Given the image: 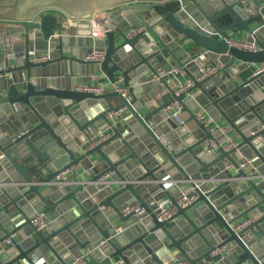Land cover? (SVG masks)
<instances>
[{"label": "water", "instance_id": "95a60500", "mask_svg": "<svg viewBox=\"0 0 264 264\" xmlns=\"http://www.w3.org/2000/svg\"><path fill=\"white\" fill-rule=\"evenodd\" d=\"M2 18L0 240L9 237L11 243L0 248V264H77L81 252L87 264H167L175 255L187 264H264V127L252 133L264 125V71L233 79L264 61V48L246 50L227 40L245 32L248 40L264 42V0L118 6L109 12L104 35L81 51L75 46L82 39L70 37L76 28L64 13L16 16L15 25L2 24ZM140 23L145 31L129 37L127 31ZM88 25L83 34L89 36ZM94 46L106 51L100 63L83 59ZM200 50L223 67L197 81L190 95L177 94L179 78L169 85L167 71L195 70ZM42 53L46 60L32 59ZM89 65L129 91L78 90L77 74L83 73L77 67ZM149 73L168 89L161 98L152 95L156 104L136 95L149 84L143 80ZM174 101L188 114L185 124L165 108ZM104 102L108 106L94 115ZM120 107L126 111L117 124L106 114ZM199 108L224 118L238 146L208 152L205 142L221 130L200 121ZM99 119L105 121L101 128ZM192 120L194 130L186 126ZM93 129L107 136L88 147ZM237 153L250 161L245 167ZM73 165L84 173L56 179ZM194 192L192 203L168 219L158 217L160 199L177 205L184 193ZM133 201L146 209L142 216L121 211ZM38 213L48 219L43 229L32 222ZM248 217L252 221L237 230ZM216 248L221 251L213 253Z\"/></svg>", "mask_w": 264, "mask_h": 264}, {"label": "built area", "instance_id": "2783aa9c", "mask_svg": "<svg viewBox=\"0 0 264 264\" xmlns=\"http://www.w3.org/2000/svg\"><path fill=\"white\" fill-rule=\"evenodd\" d=\"M122 5V4H120ZM116 5L114 7L120 6ZM113 8V6L106 5L103 3H95L88 16L83 17L89 20L91 23V33L90 37L95 38L97 36H102L105 33L106 26L109 24V11ZM145 25L140 23L136 26L131 27L127 31V35L132 37L139 33L145 31ZM230 45L237 46L242 49L246 50H259L264 48V42L260 44L256 40H248V39H238V38H227ZM106 51L104 48L94 46L91 50L87 51L83 56V59L89 62H97L100 63L105 58ZM48 58V53H42L40 55H35L32 59L34 61H41L46 60ZM195 60L198 62V67L190 74L188 73L187 69L182 66H175L172 67L169 71H167V75H175L179 78V84L176 86V93L180 94L181 92H186L187 95H190L191 92L189 89L195 85L197 81H201L209 76L217 74L219 70L223 67V62L217 59L214 63L208 60V56L205 51H200ZM264 71V61H262L256 72ZM255 72V73H256ZM1 75V74H0ZM180 76V77H179ZM122 80V77H119V81ZM151 80H159L160 76L154 74L151 77ZM78 90L82 91H90L95 94H101L110 90H117L122 94H126L129 91V86H119L117 83L114 82H94V81H84L80 82L76 85ZM168 91L167 88H162L156 92V97L161 98L166 92ZM166 110L170 113V115L179 123L185 124V118L183 117V107L182 104L178 101L171 102L166 107ZM126 111L125 107H120L116 110H109L106 114L107 118L116 121L118 117L124 114ZM196 116L200 121H203L205 125L211 130L215 131L220 129L223 133H225L226 138L222 141L216 139H208L205 142V148L208 152H216L219 146H222L225 150H229L235 148L239 144L238 139H232L231 135V127L229 125H220L217 120H215L210 114L204 109L196 110ZM264 125L260 124L256 129L252 131V133H256L259 130L263 129ZM107 135L105 134H98L95 136L90 137L87 141L88 147H92L96 143L102 141ZM1 155V149H0ZM250 161L245 159L239 162L240 167H245ZM76 166L73 165L68 167L63 172H61L56 179L62 180L67 176L68 173L75 171ZM171 184V183H170ZM165 187L168 188L170 185L168 182L164 183ZM197 194L194 192L190 195L184 193L182 198L178 201L177 205L171 203L168 197H164L160 199L158 209L159 212L157 213L158 217L161 220H165L173 216V214L178 210V207H184L192 203L197 198ZM121 211L124 214L134 213L137 216H142L146 209L137 201H133L130 203H126L121 207ZM252 217H248L243 219L236 225V229H242L247 224L252 221ZM33 224L36 226L37 229H43L46 227L48 219L41 213H38L32 220ZM15 235V234H13ZM11 243L9 237H5L0 240V248L7 246ZM221 251V248H216L213 250V253ZM85 252H81L75 255L73 262L77 264H87L83 261V257ZM188 261L184 258H176L171 264H187Z\"/></svg>", "mask_w": 264, "mask_h": 264}, {"label": "crops", "instance_id": "0c3cea01", "mask_svg": "<svg viewBox=\"0 0 264 264\" xmlns=\"http://www.w3.org/2000/svg\"><path fill=\"white\" fill-rule=\"evenodd\" d=\"M101 2L106 5L113 6V8L109 11L111 12L116 5H120L119 7L126 5V4H133V3H141V2H163L166 0H0V14L4 16L2 18V24H16V16L19 18L23 17H29L35 14L38 11L41 12H46V13H64L68 18L69 22L73 24V26L76 28L75 32H73L70 37L73 38H80L82 39V42H78L76 44L77 50L81 51L82 48H87L90 46L94 45V40L89 37L88 35L83 34V32L87 31L89 28V20H87L86 17L91 11L92 6L94 3ZM127 11H123V13H126ZM80 18V19H79ZM78 22H81V25H77ZM231 38H238V39H247L246 33L245 32H240L239 34L236 35H227ZM202 51V50H200ZM208 60L210 61V58L208 57ZM237 64L239 62L237 61ZM259 64H250V66L247 69L241 70L239 73L233 75V79L235 81H240L245 79L246 77L252 75L255 73L258 69ZM78 71L82 70L83 74H77V79H76V85L79 84L80 82L84 81H94V82H111L103 73L102 71H96L92 72L90 65L87 66L86 68H80L77 67ZM81 69V70H80ZM194 69L189 67L187 70L188 73H192ZM150 74V73H149ZM154 74L147 75L146 77H143V80L145 82H148L149 84L146 86V88H141L136 92V95L138 96V99L145 95L146 97H149V102L148 104H156V100L152 99V95L157 92L158 90L164 88L165 86L161 84L159 80H151V77H153ZM90 77V78H89ZM175 75H170L167 78V83L172 86H176V80H175ZM180 77V76H179ZM160 83V88H158L156 91L155 87L156 85ZM75 84V82H74ZM133 84V81H132ZM166 88V87H165ZM108 102H104L102 104L98 103L95 106V109L92 111L94 115L98 114L99 112L102 111L103 106H108ZM202 109V108H199ZM198 110V109H197ZM92 113V114H93ZM211 116V115H210ZM183 117L186 118L188 117L187 112H183ZM213 117V116H212ZM215 120L216 118L213 117ZM217 122L220 125H228L227 122L224 120V118H221L220 120H217ZM117 124H121V121L116 120ZM99 128H101L104 124L105 121L103 119H99L95 123ZM186 126L190 130H194L197 128V124L194 120L189 121L186 123ZM92 135L90 133V136H95L100 134L96 130H92ZM232 134L238 135L236 132H233ZM226 134L223 133L222 131H218V134L216 135V140L222 141L226 138ZM232 136V135H230ZM237 138V136H236ZM239 140V139H238ZM241 160H245L240 153L236 154ZM76 169L75 171L68 173L65 178H75L79 174L84 173L83 169L81 168L80 165H75ZM171 183V184H170ZM168 184L172 186V181H168ZM169 186V187H170ZM168 187V188H169ZM177 190L175 189L173 193H175ZM179 255H175L172 260L167 261V264H171L176 258H179ZM42 261H39L37 264H41Z\"/></svg>", "mask_w": 264, "mask_h": 264}]
</instances>
